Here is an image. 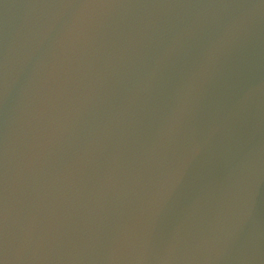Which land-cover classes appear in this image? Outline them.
<instances>
[{"label":"water","instance_id":"1","mask_svg":"<svg viewBox=\"0 0 264 264\" xmlns=\"http://www.w3.org/2000/svg\"><path fill=\"white\" fill-rule=\"evenodd\" d=\"M0 264H264V0H0Z\"/></svg>","mask_w":264,"mask_h":264}]
</instances>
